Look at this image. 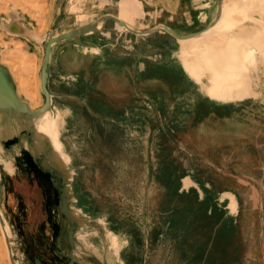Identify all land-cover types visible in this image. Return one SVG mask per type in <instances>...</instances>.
<instances>
[{
	"label": "crops",
	"instance_id": "obj_1",
	"mask_svg": "<svg viewBox=\"0 0 264 264\" xmlns=\"http://www.w3.org/2000/svg\"><path fill=\"white\" fill-rule=\"evenodd\" d=\"M68 4L66 13L75 16L72 28L109 13L137 30L162 23L184 34L204 27L212 15L209 0ZM184 42L164 29L140 35L108 19L100 31L51 48L46 86L52 97L50 113L61 121L60 135L86 137L91 151L100 137L105 167L115 168L123 178L119 183L124 193L133 195L131 209L109 202L104 206L77 179V172L89 164H78L69 156L73 209L87 221L73 250L82 264H264L261 211L247 203L260 199L255 187L259 180L253 171L236 170L264 169L258 154L264 147V116L250 110L252 69L248 96L214 100L202 87L208 85L205 77L199 82L185 71ZM190 101L191 113L170 110L176 102L189 106ZM193 113L196 126L186 122ZM76 144L75 153L80 151ZM25 178L31 185L33 175ZM184 180L189 182L185 187ZM4 182L17 197V230L26 237L21 240L45 264H62L49 257L54 247L50 229L31 213L34 201L27 203L15 193L14 181ZM45 182L49 183L48 174Z\"/></svg>",
	"mask_w": 264,
	"mask_h": 264
},
{
	"label": "rangeland",
	"instance_id": "obj_2",
	"mask_svg": "<svg viewBox=\"0 0 264 264\" xmlns=\"http://www.w3.org/2000/svg\"><path fill=\"white\" fill-rule=\"evenodd\" d=\"M226 1L227 3L229 2L230 5L233 0ZM251 2L253 3V6H251ZM68 3L69 0H0V61L9 67L14 75L17 82L16 85H18V95L26 101L33 100L35 104L38 102L36 106H40L43 103V96L39 89V78L45 43L50 35L64 32L69 28L76 26V23L73 21L75 16L66 13V11H68ZM236 3H238V6L235 9V14L236 16L239 15L238 18L240 19L244 16L243 20H241H245L246 26L249 29L252 27L253 32H255L258 25L264 26V0H245V2ZM228 8L226 7L227 10ZM240 13L242 15H240ZM250 16L252 17L250 18ZM229 19L220 23L218 28L221 26L223 27L218 29L214 37L210 39V43L200 46V40L195 39L196 41L193 40L191 43L183 44L185 46L182 50L183 62L186 66L195 69L196 73L193 79H197L196 81L206 77L205 80L209 83L208 85L202 84V87L205 90H207V87L211 84L210 82H212L210 76L214 66L213 62L221 58L220 54H222L227 47L237 44V42L232 43L230 40L224 41V30H228L238 24L233 21L234 18L230 17ZM12 23H18L24 29L30 30L32 36L11 32L8 27ZM185 26L186 25L183 24L182 29H187ZM194 26L195 24H191L190 28H193ZM245 27L244 25L238 24V33L242 28L244 30ZM253 35L255 37L256 34L253 33ZM254 40L255 39H253L251 44V54L245 56L244 59H246L245 62L252 69L254 106L251 107L250 110L255 111V114L260 113L262 116L259 117L261 118L264 116V45L257 44ZM248 76L249 74L243 75L240 79L235 81V88L237 90H248L247 93L250 91ZM239 80L240 82H238ZM256 91L259 93L256 94ZM249 94L250 92L247 95ZM176 103L172 104L170 110L176 111L178 115L181 114V108L182 112L188 111L191 113V110H194L191 106L192 101L189 102V106H187V103H183L182 105ZM193 117L194 113L189 119H187L188 121L186 120V122L189 125L195 124L196 126L197 122L193 120ZM262 122L264 123V121ZM262 122L257 121L256 126L261 127ZM158 124L164 123L158 121ZM80 126L83 128L85 124L82 123ZM60 140L62 144L64 143V151L70 157L73 156V159H75L78 164L85 162L89 164L88 167H83L77 172L78 181H82L83 183L81 185L82 189L84 187L85 190L88 189L90 193L96 197L95 199L104 204V206L109 202L115 207L122 208L124 206L126 209H131L133 202L132 192H128L127 194L124 193L122 190V184L119 183L123 178L116 175L117 172L115 168L111 169L105 167L104 163L106 162L104 161L106 160V157L104 158V156H106V153L101 152L103 145L100 137H96L92 146V151L89 149L90 147H87L88 149H86L85 143L87 142L86 137L84 136L71 137L60 135ZM75 143H77L76 145L80 149L77 153L74 152L73 148ZM258 154L260 159H264V147L261 151L259 150ZM236 159V163L241 165V159ZM263 164L264 160L260 165ZM0 167L4 173V175H1L0 173V209L10 228L11 236L14 239L15 246L13 247V250L15 259L18 261V264H32L33 256L36 255L34 251H32L31 255L27 257L23 253V247L18 243L21 235L17 230L18 220L16 217L18 218L19 216V207L16 203V194L12 193V189L8 190L6 188L4 181L5 179L14 181V192L22 195L27 203L30 201L32 203V200L34 201V205L32 203L31 206V213H35L37 220H43L44 209L40 205V202L42 201V190L38 188L36 184L29 185L26 183L25 177L31 175L30 171L21 167L19 164V158H14L7 150L2 148H0ZM224 169L227 170L226 168ZM224 169H222V171H224ZM236 170L237 172L249 173L250 171H253V177L259 180L258 183H255V187L260 199L247 201V203H249L250 206L260 209L261 223L264 228V172H261V170L264 169H249L241 167ZM79 186L80 184H78V187ZM77 190L81 189L77 188ZM103 197L107 198L108 201ZM123 198L127 200H124ZM29 234V232H26L27 237ZM161 234L159 235L160 237ZM48 235L50 237L51 233L48 232ZM0 240L4 241L1 230ZM136 250L138 251L139 248ZM26 261L28 263H26ZM0 264H11V261L6 257L4 260L0 259Z\"/></svg>",
	"mask_w": 264,
	"mask_h": 264
},
{
	"label": "water",
	"instance_id": "obj_3",
	"mask_svg": "<svg viewBox=\"0 0 264 264\" xmlns=\"http://www.w3.org/2000/svg\"><path fill=\"white\" fill-rule=\"evenodd\" d=\"M210 1V10H211V18L207 22V24L195 31L180 34L176 32L174 29L169 27L166 24H157L154 27L147 29V30H137L132 28L126 22L118 18L113 14H102L97 17L93 22L81 26H77L72 28L71 30L58 34V35H51L48 37L45 48H44V55L41 63L40 68V91L43 96V103L38 108H31L28 101L21 98L17 92L16 83L8 69V67L2 63H0V148L7 150L14 158H19V164L21 167L23 166L24 154H27L30 157L31 164L39 165L38 159L40 160L41 156L47 157L49 155V150L46 144H44V140L40 137V132L36 129V120H38L43 114L46 112L51 111L52 107V97L50 92L47 89L46 81H47V65L49 61L50 51L51 48L60 42L72 39L74 37L95 33L102 29L103 24L108 20L112 19L116 21L120 26H122L127 31H130L135 34H147L155 29H164L174 37L179 40H188L191 38H205L204 36L211 33L212 30L217 32L220 28L219 25L212 29L222 14V7L225 4V7H230L231 5L235 4L234 10L237 8L238 3L236 2H245V0H233L229 5L226 0H209ZM251 6L253 3L251 2ZM252 16H250L251 18ZM240 19V18H238ZM251 20V19H250ZM252 21V20H251ZM238 24L246 26V22L239 21ZM238 24L234 25L233 27L229 28L228 30H224L225 38L224 41L230 40L232 43L239 42L243 47V53L245 56L250 55L251 52L248 50H252L251 44L253 41V30L252 27L249 29L247 26L245 29L240 30L238 33ZM237 28V29H236ZM8 29L11 32L25 34L32 36V32L30 30L24 29L18 23H12ZM247 34V39L245 40L244 35ZM237 35L236 39H233L234 36ZM241 37V38H239ZM195 40V39H193ZM248 52V54H247ZM246 60V59H245ZM245 65L246 62H245ZM251 68V67H250ZM43 159V158H42ZM41 165V164H40ZM44 167V171H47L51 178H53V173L46 168L43 164L41 165ZM1 175H4L2 168L0 167ZM55 177V176H54ZM56 178V177H55ZM59 191V199L61 201V208L67 210V197L64 188L61 190L56 187ZM3 223L2 215L0 213V224ZM10 238H6V241H9ZM7 243V242H6ZM14 246V245H13ZM11 249V247H10ZM10 261L11 264H16L17 260L15 259L14 255L10 254ZM37 263H39L38 259H36ZM71 262L72 259H71ZM75 264V263H74Z\"/></svg>",
	"mask_w": 264,
	"mask_h": 264
},
{
	"label": "bare ground",
	"instance_id": "obj_4",
	"mask_svg": "<svg viewBox=\"0 0 264 264\" xmlns=\"http://www.w3.org/2000/svg\"><path fill=\"white\" fill-rule=\"evenodd\" d=\"M234 8H235V4L231 5L228 8V10H227L226 7H225V4H223L221 17H220V19L218 20V22L216 23V25L212 29L216 28L218 25H220V23L226 21L230 17L234 18L233 21H235V23H239V21H240V19H238L239 15L236 16ZM240 15H242V14L240 13ZM243 18H244V16H243ZM243 18L241 17L242 20H243ZM215 33L216 32H214V30H212L211 33H209L208 35L204 36L205 38H200L199 39L200 40V46H204L207 43H210V39L212 37H214ZM253 33L256 34L255 37H253V39H255L254 41L257 44L264 45V26H261V25L259 26L258 25L256 30H255V32H253ZM193 39L197 40V38H191V39H188V40H182V42L185 41L184 42L185 44L191 43V42H193ZM196 40H194V41H196ZM186 41H188V42H186ZM195 43H197V42H195ZM243 47L244 46H242L239 42H237V44H234L232 46L227 47L225 49V51L222 54H220L221 58L216 60L215 62H213L214 66L212 68V74L210 76L212 82H210L211 84L207 87V90L204 89L205 93L210 98H212L214 100H220V101L221 100L222 101H224V100L226 101L227 100L228 101V100H233V99H242L245 96H248L247 94L250 92L249 91L247 93L248 90L247 91H242V90H237L236 89L234 91H230L231 89L236 87L235 86L236 85L235 81L240 79L243 75H248L250 73V70H251L250 66H248L247 63H246L247 65H245V59H244L245 58V53H243V51H242ZM248 51L252 52V50H248ZM247 54H248V52H247ZM256 55H258V54H256ZM0 63L4 64L2 61H0ZM8 69H9L14 81L16 82V79H15L14 75L12 74V72H11L9 67H8ZM184 69H185V71L187 72V74L189 75L190 78H194L195 73H196L195 69H192V68H190V66H186L185 64H184ZM204 69H205V67H204ZM238 82H240V80ZM16 84H17V82H16ZM16 86L18 88V85H16ZM39 88H40V78H39ZM28 103H29V105H30V107L32 109L38 107V106H36L38 104V102L35 104L33 100H31V101L28 100ZM35 124H36V129L40 132V135H41L40 137L44 140V142H45L44 144L47 145L48 150H49V155L47 157H45V158H44V156L40 155L41 159L40 160L38 159V162L41 165L44 164L46 166V168L53 173V180H54L55 186L58 187L60 190H61V188H64L65 190L67 189V191H65V192H66V194L69 197L70 196V194H69V189L70 188H69V186L67 184L65 185V183L67 182V180L71 179V175H72L71 173L72 172H71V168H69V167L67 168L66 167L68 162H69V155L64 151L63 144H62V142L60 140V126H61L60 124H61V121L59 120L58 117H54L53 114H51L50 112H46L38 120H36ZM27 160L30 162V157L27 156ZM45 172H47V171H45ZM184 183H185V185H183V186L185 187L186 184H188L189 182H186V180H184ZM222 195H224V193H222ZM199 196H201V195H199ZM68 197H67V200H68ZM233 201H234V199H232L231 204L229 206L231 208L234 206V202ZM57 210L59 212H63L64 211V209L61 208L60 199H59L58 204H57ZM65 211H67V210H65ZM69 211H71L72 213L69 212ZM69 211H68L69 214L71 213V214H73L75 216L76 219H78V218L80 219V217L78 215L79 211L77 212V210H75V209L69 210ZM0 213H1L2 219H3V223L0 224V230L2 232L3 239H4V241L0 240V259L4 260L6 257H8L9 260H10V257H9L10 254L14 255V257H15L14 250H13V247L15 246V243H14L13 237L11 236L10 228H9V226L7 224L6 219L4 218V215H3L2 211H1V209H0ZM62 222H63V219H62ZM70 224H71V222H70ZM165 230L166 229H164L162 231L161 237L164 236ZM101 232H102V230H101ZM108 232H110V231H108ZM112 236H114V235H112ZM6 238L7 239L10 238L9 241H6ZM113 241L114 240H112V245H114ZM112 245H111V247H112ZM10 247H11V249H10ZM72 263L74 264V262H70L69 264H72ZM16 264H18V261L16 262Z\"/></svg>",
	"mask_w": 264,
	"mask_h": 264
},
{
	"label": "flooded vegetation",
	"instance_id": "obj_5",
	"mask_svg": "<svg viewBox=\"0 0 264 264\" xmlns=\"http://www.w3.org/2000/svg\"><path fill=\"white\" fill-rule=\"evenodd\" d=\"M23 158L25 162L23 163L22 168L29 170L34 177L33 181L31 182V185L36 184L37 187L42 190L41 191L42 201L40 202V205L44 209L43 219L46 225L48 226V228L50 229L49 232L51 233L52 242L54 244L53 248H49L50 251L49 253H51L49 256L50 259L61 260L63 262L62 264H69L72 259V261L75 264H82L77 260V256L74 254L73 250L76 249V239L77 240L81 239L83 236L84 225H86L87 221L84 219L83 216L79 214L78 215L80 219L79 218L76 219L75 216L71 214L72 212L69 211V210H73L75 204L72 201V194L68 197L67 200L68 201L67 211L64 210L63 212H59L57 210V204L59 201L60 193L54 184L53 178H51V176L44 171V167L41 166L40 164L39 165L33 164L34 166H32L31 162L27 160V154H24ZM46 174H48L49 183L45 182ZM66 184L67 185L71 184L69 194L72 193V184H73L72 179L67 180L65 185ZM68 211L71 213L69 214ZM51 214H52V219H51ZM20 235L22 237L18 240V243L23 247V253L28 257L31 255L32 249L26 245L27 244L26 242H23L21 240L22 238H24L23 233L20 232ZM36 259H38L39 263H37ZM26 263L28 262L26 261ZM32 264H45V263L38 256L34 255Z\"/></svg>",
	"mask_w": 264,
	"mask_h": 264
}]
</instances>
